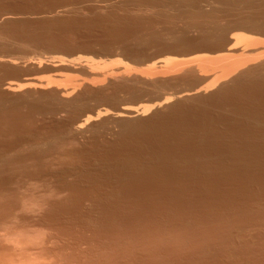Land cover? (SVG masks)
<instances>
[{"label": "rangeland", "instance_id": "374dc122", "mask_svg": "<svg viewBox=\"0 0 264 264\" xmlns=\"http://www.w3.org/2000/svg\"><path fill=\"white\" fill-rule=\"evenodd\" d=\"M0 1V58L17 63L0 64V84L24 85L23 80L35 78L45 88L37 91L22 88L11 94L0 88V264H264L263 84L259 83V87L255 84L256 88L252 85L251 90L249 86L244 87L248 90L236 89L231 93L237 94L227 95L228 99L225 96V102L218 98L196 102L197 105L190 103L191 106L187 103L183 109L189 108V111L185 108L188 111L185 115L189 116H183L185 110L181 114L184 120L176 114L178 119H173L176 126L169 125L172 126L169 129L174 115L168 118L167 111L162 115L161 109L162 116L156 121H149L151 113H148L138 120V125L137 120L125 122L123 126L130 129L125 128L126 133H135L127 134L132 139L123 133L124 127L122 134L118 124L108 118L92 122L82 133L74 134L71 124L81 119L82 114L148 105L152 97L161 98L189 88L180 75L174 84L172 77L158 81L161 83L158 90L152 89V83L143 80L144 83L140 76L137 78L138 74L132 76L133 72L129 78L117 77L111 82L103 78L107 80L104 82L102 77L92 75L95 69L86 72V67L115 71L121 63L140 72L166 58L186 62L216 54L168 49L171 52L152 42L148 38L151 31H163L161 41L165 40L166 45L169 42L167 24L159 18L165 10L161 0ZM147 4L153 8L157 4V10L144 11ZM46 10L50 14L46 15ZM189 38L192 39L191 35ZM97 81L102 84L98 82L97 86ZM57 88H70V98L65 100L63 110L57 104L60 99L55 92ZM138 93H141L139 100L132 99ZM200 105L203 107L197 110ZM194 106L198 113L194 114L196 110L191 108ZM48 107L55 111L50 114L45 109ZM164 114L166 117L162 118ZM146 119L145 126L151 127L147 129H157L149 133H155V137L149 136L147 129L142 134L147 131L150 138L141 134L145 126L140 125ZM170 119L172 122L167 124ZM151 121L158 123L154 125ZM224 121L228 124H223ZM161 124L166 125L163 130H159ZM137 129L141 136L137 137ZM194 136H198L200 143Z\"/></svg>", "mask_w": 264, "mask_h": 264}, {"label": "bare ground", "instance_id": "6f19581e", "mask_svg": "<svg viewBox=\"0 0 264 264\" xmlns=\"http://www.w3.org/2000/svg\"><path fill=\"white\" fill-rule=\"evenodd\" d=\"M16 1V0H15ZM56 1V0H55ZM60 1V0H59ZM58 1V2H59ZM71 1V0H70ZM92 1V0H91ZM134 1V0H133ZM136 1V0H135ZM134 1V2H135ZM153 1H155V0H153ZM157 1V0H156ZM162 1V3L163 4H161V5H163L162 7L165 9L161 14H160V17L159 18H161V20H162V18H163V21L167 24V29L165 30V31H167L166 32V34H168L167 35V37L169 38H166L167 39V41H169L168 43H167V41H166V43H167V45L165 44V40L164 41H161V40H163V36L161 37V34L160 33H162L163 31H161V32H152L151 31V33H150V35L148 36V38L150 37V39L151 40H153L152 42H154V43H157V45L159 46H161L162 48H165V50H168V49H171V48H173V49H179V51L180 50H186V51H190V53H192L193 51H203V52H207V53H212V54H216V55H214V57L213 56H208V55H202L203 56V58H202V56L201 57H195L193 60H190V61H186V62H182V61H180V62H175L174 60H172V59H169V58H166V59H162V60H160V61H157V62H155V63H152L150 66H148V68L144 71H140V72H138V70L137 69H135V70H137V71H135V70H133V69H130V67L127 65V64H124V65H122L121 63L119 64V63H117V64H119V66H120V68L118 67V65H116L117 67H118V69L117 70H115L114 71V69H112V70H108V71H105L106 69H99V68H97V67H95V68H93V67H86V72L87 71H90L91 72V70L92 69H95V71L94 70H92V73H88V74H92L93 76L95 75V77H102V79L103 78H107V79H109L108 81L109 82H111L112 81V79H113V81H114V78H120V79H122V78H124V79H126V78H129L130 76H131V72H133V75L132 76H134V74H138L137 75V78L140 76V78H141V80L143 81H146V82H148L149 84H151L152 83V86H153V88L152 89H154V90H158L159 89V86L161 85V83L160 84H158V81H161V82H164V81H162V80H164V79H167L168 80V78H170V77H172L170 80H171V83H173V81L175 82V80H177L178 79V77H179V75H180V77H182L181 79H183V81H185V83H186V86L188 85V89H183V90H179V91H175V93H172V94H170V95H168L169 93H165L166 95H165V97H162L161 96V98H153L152 97V99L150 98V101H149V103L150 104H148V105H143V104H139V105H136V106H130V105H128V106H122L121 108H119L118 110L116 109V111L115 112H109L108 110H98L97 112L96 111H94V112H96V113H94L93 111H92V113H94V114H92V115H87V116H85L84 114H82V117L80 116L79 118H81V119H75V122H73V121H71V122H73V124H71V131L74 133V134H80V133H82L83 131H84V129H85V127H87V126H89V124H91L92 122H96V121H99L100 119H106V118H108L109 120L111 119V120H113V121H115L116 122V124H118V127L120 128H118L119 130H120V132L122 133V130H121V128H123L124 127V134H125V136L126 137H129L130 135H132L133 133H134V131L131 133L130 131V135L129 136H127V134L129 133H126L128 130H130V129H128L126 126H123V125H125L124 123L125 122H127V123H129V121H133V123L137 120H139V119H141V117H143V116H145L146 114H148V113H151L150 114V116H151V118H149V121L150 120H154V119H156V118H159V117H161L162 115H163V113H164V111H167L166 112V116L168 115V118L169 117H171L172 115H174V117L172 118V120L173 119H175V117H176V114H178L177 116H179V114H180V116H182L181 114L184 112L183 110H185V108L186 109H188V111H189V108H187L186 106H185V108L183 109V106L186 104L187 105V103H189V105L191 106V104L190 103H196V102H202V101H206L207 99V101H209L210 99H217V100H219L218 98H220V99H222V102L225 100V96L227 97V95H234L233 93H235V92H233V93H231L232 91H234V90H236V89H238V90H240V89H242V88H244V87H246V88H248L249 89V87L250 86H252V85H254V88H256V86H258V84L259 83H261V84H263V87H264V0H161ZM1 2V1H0ZM4 2V1H3ZM25 2V1H24ZM43 2V1H42ZM45 2V1H44ZM52 2V1H51ZM85 2H87V1H85ZM102 2H103V0H102ZM105 2V1H104ZM132 2V1H131ZM140 2V1H139ZM143 2V1H142ZM152 2V1H151ZM158 2H160L159 0H158ZM38 3V2H37ZM36 3V4H37ZM41 3V2H40ZM48 3V2H47ZM133 3V2H132ZM146 3V2H145ZM26 4H29V3H26ZM49 4V3H48ZM54 4V3H53ZM58 4V3H57ZM81 4H82V2H81ZM150 4V3H149ZM154 4H155V2H154ZM159 4V3H158ZM13 5V4H12ZM41 5H42V3H41ZM45 5V4H44ZM77 5H79V4H77ZM148 5V4H147ZM152 5V4H151ZM160 5V6H161ZM176 5H178V7L176 6ZM4 6V5H3ZM36 6V5H35ZM58 6V5H57ZM56 6V7H57ZM74 6V5H73ZM135 6H136V4H135ZM138 6V5H137ZM145 6V5H144ZM157 4L155 5V8H153V6L152 7H149V5H148V7L147 8H145L144 9V11H151L152 9L154 10V9H156L157 8ZM39 7V6H38ZM7 8H8V6H7ZM10 8V7H9ZM19 8H21V7H19ZM28 8V7H27ZM47 8V7H46ZM58 8V7H57ZM66 8V7H65ZM136 8V7H135ZM139 8V7H138ZM160 8V7H159ZM22 9V8H21ZM40 9V8H39ZM53 9V8H52ZM61 9H63V8H61ZM139 9H141V8H139ZM20 10V9H19ZM22 10H25V9H22ZM56 10V9H55ZM54 10V11H55ZM66 10V9H65ZM65 10H64V13H65ZM69 10V9H68ZM81 10V9H80ZM143 10V9H142ZM157 10V9H156ZM162 10V9H161ZM2 11V10H1ZM16 11V10H15ZM38 11V10H37ZM42 11H43V9H42ZM47 11V10H46ZM45 11V12H46ZM50 11H51V9H50ZM63 11V10H62ZM7 12V11H6ZM28 12V11H27ZM26 12V13H27ZM141 12H143V11H141ZM155 12V11H154ZM160 12V11H159ZM21 13H23V12H21ZM69 13V12H68ZM139 13V12H138ZM143 13H145V12H143ZM149 13V12H148ZM153 13V12H152ZM2 14V13H1ZM11 14H13V13H11ZM38 14H40L39 12H38ZM42 14V13H41ZM46 15L47 14H50V13H48V11H47V13H45ZM156 14V13H155ZM7 15H9V14H5V16H7ZM44 15V14H43ZM42 15V16H43ZM54 15H56L55 14V12H54ZM54 15H53V17H54ZM59 15V14H58ZM129 15V14H128ZM138 15V14H137ZM143 15V14H142ZM146 15V14H145ZM158 15H159V13H158ZM22 16V15H21ZM30 16V15H29ZM38 16V15H37ZM40 16V15H39ZM45 16V15H44ZM60 16V15H59ZM110 16H111V14H110ZM149 16H151V15H149ZM10 17V16H9ZM36 17V16H35ZM52 17V18H53ZM62 17V16H61ZM129 17V16H128ZM127 17V18H128ZM140 17H141V14H140ZM152 17H154V16H152ZM5 18V17H4ZM7 19H8V17H6ZM5 18V19H6ZM14 18V17H13ZM59 18V17H58ZM106 18H107V16H106ZM112 18V17H111ZM114 18V17H113ZM156 18V17H155ZM6 19V20H7ZM40 19V18H39ZM51 19V18H50ZM49 19V20H50ZM54 19H55V17H54ZM65 19V18H64ZM67 19V18H66ZM109 19V18H108ZM117 19V18H116ZM123 19V18H122ZM5 20V21H6ZM10 20V19H9ZM11 20H13V19H11ZM42 20H44V18H42ZM46 20H47V18H46ZM107 20V19H106ZM131 20V19H130ZM138 20V19H137ZM140 20V19H139ZM8 21V20H7ZM37 21V20H36ZM39 21V20H38ZM105 21V20H104ZM108 21V20H107ZM128 21V20H127ZM156 21V20H155ZM1 22V21H0ZM40 22V21H39ZM41 22H44V21H41ZM60 22V21H59ZM70 22H71V20H70ZM157 22V21H156ZM9 23V22H8ZM7 23V24H8ZM46 23H48V22H46ZM49 23H50V21H49ZM64 23V22H63ZM115 23V22H114ZM147 23V22H146ZM145 23V24H146ZM164 23V24H165ZM42 24H45V23H42ZM41 24V25H42ZM116 24V23H115ZM118 24V23H117ZM178 24H180L181 26L180 27H178L177 25ZM0 25H2V24H0ZM114 25V24H113ZM121 25V24H120ZM120 25H118L119 27H120ZM130 25V24H129ZM133 25H134V23H133ZM139 25V24H138ZM159 25H160V22H159ZM110 26V25H109ZM176 26H177V28H176ZM47 27H48V25H47ZM139 27V26H138ZM145 27V26H144ZM149 27V26H148ZM151 27H154V26H151ZM165 27V26H164ZM121 28V27H120ZM130 28H132V27H130ZM156 28V27H155ZM117 29V28H116ZM123 29V28H122ZM139 29V28H138ZM158 29V28H157ZM114 30V29H113ZM112 30V31H113ZM124 30V29H123ZM130 30V29H129ZM132 30V29H131ZM126 31V30H125ZM134 31V30H133ZM132 31V32H133ZM145 31V30H144ZM116 32V31H115ZM135 32V31H134ZM141 32V31H140ZM148 33V32H147ZM118 34V33H117ZM128 34V33H127ZM133 34V33H132ZM146 34V33H145ZM124 35V34H123ZM131 35V34H130ZM143 35V34H142ZM162 35H164V37H165V34H162ZM191 35V37H192V39H190L189 38V36ZM132 36V35H131ZM259 36H261L262 38H259ZM128 37V36H127ZM162 39H161V38ZM29 38V37H28ZM121 38V37H120ZM126 38V37H125ZM129 38V37H128ZM136 38V37H135ZM188 38V39H187ZM137 39H139V37L137 38ZM136 39V40H137ZM165 39V38H164ZM125 39L123 38V41H124ZM135 40V41H136ZM133 41V40H132ZM138 41V40H137ZM141 41V40H140ZM143 41V40H142ZM144 41H146V40H144ZM121 43H122V41H120ZM127 42V41H126ZM129 42V41H128ZM164 42V43H163ZM125 43V42H124ZM139 43H141V42H139ZM138 42H137V44H139ZM148 43H150V42H148ZM148 43H146V44H148ZM123 44V43H122ZM130 44V43H129ZM142 44V43H141ZM117 45V44H116ZM132 45H134V44H132ZM136 45V44H135ZM134 45V46H135ZM151 45V44H150ZM149 45V46H150ZM121 46V45H120ZM128 46V45H127ZM143 46V45H142ZM144 46H146L145 44H144ZM159 46V47H160ZM126 47V46H125ZM129 47V46H128ZM131 47V46H130ZM136 47H137V45H136ZM135 47V48H136ZM139 48L141 47L140 45L138 46ZM152 47V46H151ZM154 47V46H153ZM145 48H147V47H145ZM144 48V49H145ZM125 49H127V47L125 48ZM129 49V48H128ZM132 49H134V48H131V49H129V50H132ZM137 49V48H136ZM142 49V48H141ZM148 49V48H147ZM151 49V48H150ZM127 51V50H126ZM134 51V50H133ZM168 51H171L172 52V50H168ZM184 51H182V52H184ZM192 51V52H191ZM164 52V51H163ZM178 52V51H177ZM181 52V51H180ZM126 53V55L128 54L127 52H125ZM176 53V52H175ZM189 53V52H188ZM189 53V54H190ZM194 53V52H193ZM199 53V52H198ZM171 54V53H170ZM187 53H185V55H186ZM130 55H132L131 53H130ZM198 56V55H197ZM127 56H125V58H126ZM210 57V58H209ZM137 58V57H136ZM8 59V58H7ZM7 59L6 60H3V59H1L0 58V64H13L15 61H7ZM37 62H40V61H37ZM16 63V62H15ZM33 63V62H32ZM41 63V62H40ZM17 64V63H16ZM15 64V65H16ZM88 66H91V65H89L88 63H86ZM158 64V67H160V68H158V67H156V65ZM14 65V64H13ZM32 65V64H31ZM35 65V64H34ZM38 65H40V64H38ZM126 65V66H125ZM159 65H161V66H159ZM8 66V65H7ZM61 66V65H60ZM64 66V65H63ZM84 66V65H83ZM5 67V66H4ZM32 67V66H31ZM34 67V66H33ZM1 68H2V66H1ZM54 68V67H53ZM57 68V67H56ZM92 68V69H91ZM210 69L208 72H206L207 71V69ZM84 69V68H83ZM87 69H89V70H87ZM160 69V70H159ZM206 70V71H205ZM84 72H85V69L83 70ZM131 73V74H130ZM178 75V76H177ZM175 76H177V77H175ZM174 77H175V79H174ZM136 78V77H135ZM132 79V78H131ZM134 79V78H133ZM174 79V80H173ZM180 79V80H181ZM106 80V79H105ZM105 80L103 79V81L105 82ZM118 79H116V81H117ZM138 80V79H137ZM140 80V79H139ZM138 80V81H139ZM169 80V81H170ZM179 80V79H178ZM24 81V85H23V83H22V85H20V84H15V83H11V82H7V83H2V84H0V88L2 89V92L3 91H5L6 93H14V92H17L18 90L19 91H21V90H23L24 88V90H26V89H29V90H36L37 88L40 90L41 88L44 90L45 88L43 87V86H41V85H43V84H41L40 82H39V80H36L35 78H27V79H25V80H23ZM107 81V80H106ZM143 81V82H144ZM98 82H100V81H97V82H95V83H97V86L99 85L98 84ZM102 82V81H101ZM100 82V85L102 84ZM103 82V83H104ZM122 82H124V81H122ZM128 82H130V81H128ZM1 83V82H0ZM90 83V82H89ZM89 83H87V84H89ZM95 83H93L95 86H96V84ZM131 83H133V82H131ZM145 83V82H144ZM48 84V83H47ZM110 84V83H109ZM108 84V86H110ZM129 84V83H128ZM135 84V83H134ZM137 84V83H136ZM135 84V85H136ZM158 84V85H157ZM174 84V83H173ZM255 84H257L256 86H255ZM91 85H92V83H91ZM106 85H107V83H106ZM138 85H139V83H138ZM164 85V84H163ZM172 85V84H171ZM78 86V85H77ZM79 86H82V84H80ZM151 86V87H152ZM247 86H249V87H247ZM260 86V85H259ZM258 86V87H259ZM262 86V85H261ZM76 86H74V87H72L73 89L75 88ZM92 87H94L93 85H92ZM112 88L114 87V86H111ZM116 87V86H115ZM134 87V86H133ZM162 87V86H161ZM173 87V86H172ZM171 87V88H172ZM258 87H257V89H258ZM23 88V89H22ZM78 88H80V87H78ZM83 88V87H82ZM163 88V87H162ZM170 88V87H169ZM253 88V87H252ZM253 88V89H254ZM37 89V90H38ZM41 89V90H42ZM52 89V88H51ZM67 89V88H66ZM65 88L63 89V90H59L58 88L57 89H55V92L59 95V97H60V99H58V101H57V104L59 105V107L61 106V108L60 109H62V106H64V108H65V105H66V99H68V97H69V94H70V92H68L69 90L68 89H70V88H68L67 90H66ZM116 89V88H115ZM125 89H126V87H125ZM128 89V88H127ZM127 89H126V91H127ZM135 89H136V86H135ZM248 89H245L244 88V90H248ZM262 89V88H261ZM36 90V91H37ZM76 89H74V91H75ZM114 90V89H113ZM116 90H118V89H116ZM132 90V89H131ZM142 90V89H141ZM238 90H237V92H238ZM249 90H251V87H250V89ZM260 90V89H259ZM70 91H72V89L70 90ZM121 91V90H120ZM124 91V90H123ZM122 91V92H123ZM153 91V90H152ZM241 91H243V90H241ZM241 91H239V92H241ZM255 91V90H254ZM0 92H1V90H0ZM134 93H136L135 91H133ZM132 92V93H133ZM156 92V91H155ZM159 92V91H158ZM172 92H174V91H172ZM253 92V91H252ZM251 92V93H252ZM4 93V92H3ZM5 93V94H6ZM101 93V92H100ZM111 93H112V91H111ZM133 93V94H134ZM141 93H143V92H141ZM140 93V94H141ZM151 93V92H150ZM243 93V92H242ZM250 93V92H249ZM125 94H126V92H125ZM139 94V93H138ZM138 94H135L133 97H132V99H138L139 100V98H138V96L139 97H141L140 96V94L138 95ZM237 94V93H236ZM235 94V95H236ZM258 94V93H257ZM103 95V94H102ZM156 95H158V94H156ZM156 95L154 96V97H156ZM164 95V94H163ZM234 95V96H235ZM254 95V94H253ZM253 95H252V97H253ZM256 95V94H255ZM88 96V95H87ZM106 96V95H105ZM109 96H111V95H109ZM143 96V95H142ZM229 96L227 97V99L229 98ZM250 96V95H249ZM101 96H99V98H100ZM144 97V96H143ZM224 99H223V98ZM1 98V97H0ZM4 98V97H3ZM53 98V97H52ZM70 98V97H69ZM86 98V97H85ZM111 98V97H110ZM114 98V97H113ZM235 98V97H234ZM246 98H247V96H246ZM55 99H56V97H55ZM77 99V98H76ZM79 99V98H78ZM96 99V98H95ZM131 99V100H132ZM37 100V99H36ZM50 100V99H49ZM75 100V99H74ZM130 100V101H131ZM40 101V100H39ZM51 102H52V100H50ZM134 101V100H133ZM227 102H228V100H226ZM245 101V100H244ZM256 101V100H255ZM53 102H55V101H53ZM52 102V103H53ZM73 102V101H72ZM97 102H99L100 103V100L99 101H97ZM113 102V101H112ZM210 102V101H209ZM214 102V101H213ZM216 102L217 101H215L214 103L216 104ZM220 101H218V103H219ZM221 102V103H222ZM225 102V101H224ZM231 102H232V100H231ZM234 102H236V100L234 101ZM1 103V102H0ZM34 103V102H33ZM35 103H36V101H35ZM79 103V102H78ZM81 103V102H80ZM104 103V102H103ZM135 103H136V101H135ZM134 103V104H135ZM206 103V102H205ZM211 103H212V101H211ZM220 103V104H221ZM41 104V103H40ZM87 104V103H86ZM130 104V103H129ZM202 104H204V102L202 103ZM207 104V103H206ZM215 104H213V105H215ZM229 104V103H228ZM36 105V104H35ZM34 105V106H35ZM49 105V104H48ZM58 105H55V106H58ZM68 105V104H67ZM75 105V104H74ZM80 105V104H79ZM192 105H194V104H192ZM196 105H197V103H196ZM208 105V104H207ZM207 105H204V106H207ZM209 105H211L210 103H209ZM218 105V104H217ZM2 106V105H1ZM26 106V105H25ZM24 106V107H25ZM30 106H31V103H30ZM29 106V107H30ZM37 106V105H36ZM54 106V105H53ZM52 106V107H53ZM54 106V107H55ZM69 106V105H68ZM67 106V107H68ZM71 106V105H70ZM229 106V105H228ZM28 107V106H27ZM28 107V108H29ZM41 107V106H40ZM43 107V106H42ZM52 107H48V109L47 108H45L46 109V111L47 112H50V114H51V112H54L55 110H53V108ZM78 107H80V106H78ZM195 107L196 106H194V107H191V108H194L195 109ZM202 108L203 107V105L201 106H199V107H197V110H198V108ZM220 107V106H219ZM69 108V107H68ZM67 108V109H68ZM76 107H74V109H75ZM82 108H83V106H82ZM81 108V109H82ZM190 108V110H192ZM221 108V107H220ZM2 109V108H1ZM26 109V108H25ZM38 109V108H37ZM45 109H44V111H45ZM54 109H56V108H54ZM59 109V108H58ZM59 109V110H60ZM78 109V108H77ZM92 109V108H91ZM160 109L161 110H163V112H162V115H161V111H160ZM193 109V110H194ZM30 110V109H29ZM40 110V109H39ZM57 110V109H56ZM59 110H57V111H59ZM63 110V109H62ZM72 110V109H71ZM85 111L87 110V109H84ZM97 110V109H96ZM196 110V109H195ZM197 110L196 111H194V114H195V112H197ZM37 111V110H36ZM61 111V110H60ZM160 111V113H158ZM183 111V112H182ZM188 111H186L185 110V112H184V115L183 116H189V115H185V113H187ZM215 111V110H214ZM39 112V111H38ZM42 112V111H41ZM47 112H45L46 114H47ZM63 112V111H62ZM75 112V111H74ZM73 112V113H74ZM193 111H191L190 113H192ZM199 112V111H198ZM197 112V113H198ZM59 113V112H58ZM82 113V112H81ZM168 113V114H167ZM189 113V114H190ZM196 113V114H197ZM214 113V112H213ZM242 113H245V112H242ZM56 115H58L57 113H55ZM78 114H80V113H78ZM206 114V113H205ZM222 114V113H221ZM41 115V114H40ZM71 115V114H70ZM160 115V116H159ZM169 115H171V116H169ZM202 115V114H201ZM213 115V114H212ZM216 115V114H215ZM39 116V115H38ZM44 116V115H43ZM149 116V117H150ZM159 116V117H158ZM165 116V114H164V116L162 117V118H165L166 117ZM182 116V117H183ZM218 116V115H217ZM203 117H205V116H203ZM208 117V116H207ZM69 118H70V116H69ZM72 119H73V116L71 117ZM75 118V117H74ZM168 118H166L167 120H168ZM177 118V117H176ZM181 118V117H180ZM179 118V119H180ZM194 118H196V117H194ZM200 118V117H199ZM210 118V117H209ZM211 118H212V116H211ZM250 118V117H249ZM253 118V117H252ZM50 119H51V117H50ZM161 119V118H160ZM160 119H158V120H160ZM165 119V120H166ZM178 119V118H177ZM183 120H184V117L182 118ZM181 119V120H182ZM186 119V118H185ZM220 119V118H219ZM226 119V118H225ZM157 120V119H156ZM156 120H154V121H156ZM164 120V121H165ZM171 120V119H170ZM172 120L171 121H166L167 122V124H168V122L170 123V122H172ZM180 120V121H181ZM182 120V121H183ZM218 120V119H217ZM248 120V119H247ZM259 120V119H258ZM70 121V120H69ZM136 121V122H137ZM146 121H147V119L145 120V122L143 123V122H141L142 124L140 125V126H145V123H146ZM154 121L152 122H149V123H152V124H154V125H157V123L155 124L154 123ZM163 120H162V122H164ZM174 122H172V124L170 123V124H168V126L169 125H174V123H175V120H173ZM177 122L179 121V120H176ZM179 121V122H180ZM206 121H207V119H206ZM209 121H211V120H209ZM213 121V120H212ZM226 121V120H225ZM225 121H224V123L223 124H228V123H225ZM253 121V120H252ZM130 122V123H131ZM140 121H138L137 122V125H138V123H139ZM148 122V121H147ZM165 122V123H166ZM178 122V123H179ZM215 122V121H214ZM222 122H223V119H222ZM233 122V121H232ZM256 122V121H255ZM148 123V125H150ZM208 123H210V122H208ZM159 124H160V122H159ZM164 124V123H163ZM177 124V123H176ZM194 124V123H193ZM257 124V123H256ZM68 125V124H67ZM97 125V124H96ZM101 125V124H100ZM120 125V126H119ZM131 125H132V123H131ZM134 125V124H133ZM147 125V124H146ZM147 125V126H148ZM153 125V126H154ZM162 125V124H161ZM159 125L160 127H161V129H159V130H163L162 129V127L164 126H166V125ZM205 125V124H204ZM203 125V126H204ZM207 125V124H206ZM219 125H220V123H219ZM219 125H217V126H219ZM222 125V124H221ZM231 125V124H230ZM250 125V124H249ZM254 125H255V123H254ZM62 126V125H61ZM99 126V125H98ZM104 126V125H103ZM152 126V125H151ZM158 126V127H159ZM172 126H169V127H167L168 129L170 128V127H172ZM174 126H176V125H174ZM184 126H186V125H184ZM208 126H209V124H208ZM208 126H206L207 128H208ZM214 126H215V124H214ZM259 126V125H258ZM133 127V126H132ZM135 127H136V125H135ZM139 127V126H138ZM149 127V126H148ZM148 127H143L144 129H142V131H140L141 132V134L143 133V130H145V129H147ZM158 127H156V128H158ZM216 127V126H215ZM221 127V126H220ZM251 127V126H250ZM60 128H62V127H60ZM64 128V127H63ZM91 128V127H90ZM127 129V131H125L126 129ZM131 128V127H130ZM149 128H151V127H149ZM152 128H154L155 129V126L154 127H152ZM257 128V127H256ZM260 128V127H259ZM87 129V128H86ZM88 129H89V127H88ZM165 129V128H164ZM183 129V128H182ZM203 129V128H202ZM214 129V128H213ZM234 129V128H233ZM58 130V129H57ZM149 130V132H147ZM150 130H152V131H156L157 129H155V130H153V129H147V134L149 135V136H151V134H152V137H155L156 135H155V133H154V135H153V132L151 133V134H149L150 133ZM172 130H174V129H172ZM171 130V131H172ZM201 130V129H200ZM254 130V129H253ZM261 130V129H260ZM58 131H60V130H58ZM136 131V130H135ZM181 131V130H180ZM203 131V130H202ZM201 131V132H202ZM228 131V130H227ZM231 131H233V130H231ZM63 132V131H62ZM118 132V131H117ZM120 132H118L117 134H116V136H118L119 137V135L118 134H120ZM140 132H138V129H137V137L138 136H141V134H140ZM146 132H145V134H142L143 136H147V134H146ZM161 132V131H160ZM164 132H166V131H164ZM179 132V131H178ZM222 132V131H221ZM258 132H259V130H258ZM122 133V134H123ZM138 133L140 134V135H138ZM158 133H159V131H158ZM161 133H163V132H161ZM174 133V132H173ZM187 133V132H186ZM196 133V132H195ZM233 133V132H232ZM57 134V133H56ZM135 134V133H134ZM168 134V133H167ZM167 134H164V135H167ZM182 134H183V132H182ZM207 134V133H206ZM208 134H209V132H208ZM228 134V133H227ZM243 134V133H242ZM69 135V134H68ZM136 135H134V136H136ZM159 135V134H158ZM161 135H163V134H161ZM163 135V136H164ZM170 135V134H169ZM173 134L171 133V136H172ZM187 135V134H186ZM197 135H198V133H197ZM203 135V134H202ZM210 135V134H209ZM212 135V134H211ZM215 135V134H214ZM225 135V134H224ZM60 136V135H59ZM121 136V135H120ZM123 136V135H122ZM125 136H123L124 138H125ZM145 136V138H147ZM181 136V135H180ZM184 136V135H183ZM188 136H189V134H188ZM191 136H193V135H191ZM220 136V135H219ZM218 136V137H219ZM222 136V135H221ZM220 136V137H221ZM232 136H233V134H232ZM235 136H236V134H235ZM256 136V135H255ZM58 137V136H57ZM66 137H67V135H66ZM114 137V136H113ZM118 137H115L116 138V140L118 141V139H119V141H120V138H118ZM132 137V136H131ZM131 137H129V138H131ZM179 137V136H178ZM194 137H196V139L198 138V136H194ZM204 137V136H203ZM231 137V136H230ZM237 137V136H236ZM55 138V137H54ZM69 138V137H68ZM72 138V137H71ZM122 138V137H121ZM148 138H150V137H148ZM157 138H160V137H157ZM182 138V137H181ZM186 137H184V139H185ZM190 138V137H189ZM200 138V137H199ZM206 138V137H205ZM204 138V139H205ZM213 138V137H212ZM234 138V137H233ZM238 138V137H237ZM258 138V137H257ZM60 139V138H59ZM67 139V138H66ZM113 139V138H112ZM126 139V138H125ZM132 139V138H131ZM137 139V138H136ZM143 139V138H142ZM155 139V138H154ZM163 139V138H162ZM180 139V138H179ZM215 139V138H214ZM226 139V138H225ZM240 139V138H239ZM264 139V138H263ZM71 140H73V139H71ZM137 140H139V139H137ZM153 140V139H152ZM194 140H195V138H194ZM194 140H193V142H194ZM198 140V139H197ZM200 140V139H199ZM199 140H198V142H199ZM202 140V139H201ZM210 140V139H209ZM215 140H217V139H215ZM214 140V141H215ZM260 140H261V137H260ZM46 141V140H45ZM44 141V142H45ZM49 141V140H48ZM64 141V140H63ZM95 141V140H94ZM118 141V142H119ZM122 141V140H121ZM129 141V140H128ZM133 141V140H132ZM165 141H166V139H165ZM188 141H191V140H189L188 139ZM196 141V140H195ZM202 141H204L205 142V140H202ZM218 141H219V138H218ZM236 141V140H235ZM55 141H53V143H54ZM58 142H59V140H58ZM103 142V141H102ZM102 142H100L101 144H102ZM164 142V141H163ZM178 142V141H177ZM197 142V141H196ZM197 142V143H198ZM216 142V141H215ZM59 143H61V142H59ZM96 143V142H95ZM106 143V142H105ZM109 143V142H108ZM112 143V142H111ZM111 143H110V145H111ZM114 144H115V141L113 142ZM142 143H143V141H142ZM189 143V142H188ZM195 143V142H194ZM200 143V142H199ZM210 143H213V141L212 142H210ZM65 144V143H64ZM69 144H70V141H69ZM94 144V143H93ZM114 144H112L113 146H114ZM118 144V143H117ZM130 144H131V141H130V143H129V146H130ZM144 144V143H143ZM147 144H148V142H147ZM172 144V143H171ZM170 144V145H171ZM179 144V143H178ZM185 144H187V143H185ZM203 144V143H202ZM228 144V143H227ZM261 144H263V143H261ZM44 145H46V144H44ZM48 145V144H47ZM46 145V146H47ZM132 145V144H131ZM140 145V144H139ZM138 145V146H139ZM152 145V144H151ZM157 145V144H156ZM191 145H192V143H191ZM102 146V145H101ZM107 146H109L108 144H107ZM112 146V148L113 149H115L114 147ZM142 146V145H141ZM174 146V145H173ZM208 146V145H207ZM48 147V146H47ZM95 147V146H94ZM116 147V146H115ZM118 147V146H117ZM135 147V146H134ZM133 147V148H134ZM143 147V146H142ZM145 147V146H144ZM143 147V148H144ZM169 147V146H168ZM172 147V146H171ZM176 147H177V145H176ZM197 147V146H196ZM195 147V148H196ZM126 148V147H125ZM133 148H130V149H133ZM136 148H137V145H136ZM141 148V147H140ZM147 148V147H146ZM163 148V147H162ZM175 148V147H174ZM203 148V147H202ZM88 149V148H87ZM101 149V148H100ZM108 149V148H107ZM117 149V148H116ZM122 149V148H121ZM130 149H129V151H130ZM147 150H148V148H147ZM177 150V149H176ZM187 150V149H186ZM32 151V150H31ZM37 151H39V150H37ZM95 151V150H94ZM99 151V150H98ZM105 151V150H104ZM109 151V150H108ZM107 151V152H108ZM127 152H128V149L126 150ZM133 151V150H132ZM153 151V150H152ZM171 151V150H170ZM181 151V150H180ZM193 151V150H192ZM197 151V150H196ZM42 152V151H41ZM73 152V151H72ZM87 152V151H86ZM93 152V151H92ZM111 152H112V150H111ZM115 152V151H114ZM134 152V151H133ZM138 152V151H137ZM144 152V151H143ZM150 153H151V151H149ZM155 152H157V151H155ZM160 152V151H159ZM163 152V151H162ZM77 153V152H76ZM117 153V152H116ZM142 153V152H141ZM148 153V152H147ZM154 153V152H153ZM191 153V152H190ZM198 153V152H197ZM74 154H75V152H74ZM119 154H121V152L119 153ZM123 154H125V153H123ZM131 154V153H130ZM188 154V153H187ZM109 155V154H108ZM139 155V154H138ZM141 155V154H140ZM145 155V154H144ZM170 155V154H169ZM193 155V154H192ZM203 155V154H202ZM101 156H102V154H101ZM117 156H118V154H117ZM116 156V157H117ZM125 156V155H124ZM124 156H122V157H124ZM142 156V155H141ZM148 156V155H147ZM166 156V155H165ZM196 156V155H195ZM94 157V156H93ZM126 157V156H125ZM130 157H131V155H130ZM134 157V156H133ZM140 157V156H139ZM164 157V156H163ZM170 157V156H169ZM114 158V157H113ZM113 158H111V159H113ZM119 158V157H118ZM121 158V157H120ZM128 159H130L129 158V156L127 157ZM134 158H136V157H134ZM138 158V157H137ZM141 158V157H140ZM139 158V159H140ZM150 158V157H149ZM151 158H153V157H151ZM158 158V157H157ZM165 158V157H164ZM171 158H174L173 156L171 157ZM170 158V159H171ZM95 159V158H94ZM108 159V158H107ZM110 159V158H109ZM110 159V160H111ZM125 159V158H124ZM132 159V158H131ZM145 159V158H144ZM170 159L168 160V161H170ZM192 159V158H191ZM104 160V159H103ZM118 160V159H117ZM121 160H122V158H121ZM136 160V159H135ZM178 160V159H177ZM193 160V159H192ZM123 161H125V160H123ZM129 161V160H128ZM132 161V160H131ZM156 161V160H155ZM100 162V161H99ZM115 162V161H114ZM137 162V161H136ZM135 162V163H136ZM139 162V161H138ZM143 162V161H142ZM162 162V161H161ZM166 162V161H165ZM164 162V163H165ZM201 162V161H200ZM122 163V162H121ZM120 163V164H121ZM126 163V162H125ZM134 163V164H135ZM163 163V162H162ZM188 163V162H187ZM92 164V163H91ZM109 164V163H108ZM137 164H140V163H137ZM155 164V163H154ZM171 164H173V163H171ZM93 165V164H92ZM96 165V164H95ZM101 165V164H100ZM111 165H113V164H111ZM124 165V164H123ZM144 165V164H143ZM159 165H161V164H159ZM166 165V164H165ZM169 165V164H168ZM174 165V164H173ZM102 166V165H101ZM104 166V165H103ZM115 166V165H114ZM118 166V165H117ZM128 167H129V165H127ZM132 165H130V167H131ZM134 166V165H133ZM137 166H139V165H137ZM167 166V165H166ZM107 167H108V165H107ZM110 168L112 167V166H109ZM116 167V166H115ZM119 167V166H118ZM117 167V168H118ZM143 168H144V166H142ZM96 168V167H95ZM97 168H99V167H97ZM120 168H121V166H120ZM133 168V167H132ZM135 168V167H134ZM138 168V167H137ZM157 168V167H156ZM108 169V168H107ZM112 169H113V167H112ZM115 169V168H114ZM125 169V168H124ZM127 169H130V168H126V170ZM95 170V169H94ZM104 170V169H103ZM110 170V169H109ZM119 170V169H118ZM141 170V169H140ZM98 171H100V170H98ZM97 171V172H98ZM107 171V170H106ZM120 171V170H119ZM122 171V170H121ZM131 171V170H130ZM130 171H126V172H129L130 173ZM133 171V170H132ZM135 171V170H134ZM104 172V171H103ZM154 172V171H153ZM87 173H91V172H87ZM101 173V172H100ZM106 173H108V171L106 172ZM114 173V172H113ZM116 173V172H115ZM114 173V174H115ZM124 173H125V171H124ZM92 174H94V173H92ZM109 174V173H108ZM110 174H111V172H110ZM126 174V173H125ZM173 174V173H172ZM87 175V174H86ZM89 175V174H88ZM104 175V174H103ZM130 175V174H129ZM94 176V175H93ZM107 176V175H106ZM126 176V175H125ZM88 177V176H87ZM95 177H96V175H95ZM99 177H100V175H99ZM115 177V176H114ZM130 177V176H129ZM98 178V177H97ZM123 178V177H122ZM96 179V178H95ZM102 179V178H101ZM34 261V260H33ZM30 262V261H29ZM32 262V261H31ZM39 262V261H38ZM41 263V262H40ZM32 264V263H31ZM37 264V263H36ZM44 264V263H43Z\"/></svg>", "mask_w": 264, "mask_h": 264}]
</instances>
